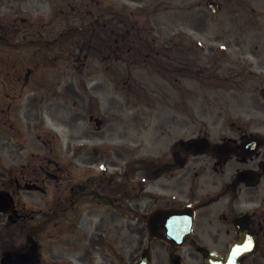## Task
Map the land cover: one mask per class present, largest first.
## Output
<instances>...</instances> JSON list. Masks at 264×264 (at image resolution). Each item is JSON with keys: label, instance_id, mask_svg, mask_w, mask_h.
I'll return each mask as SVG.
<instances>
[{"label": "flooded vegetation", "instance_id": "1", "mask_svg": "<svg viewBox=\"0 0 264 264\" xmlns=\"http://www.w3.org/2000/svg\"><path fill=\"white\" fill-rule=\"evenodd\" d=\"M13 87L0 97V264H137L143 252L152 264H204L208 251L229 250L239 222L259 240L243 264H264V133L252 155L237 140H230L237 149L181 142L132 150L127 163L105 165L97 151L78 167L72 112L49 109L54 129L25 146L39 129L40 102L33 89L19 106ZM242 170L256 171L257 185L238 179Z\"/></svg>", "mask_w": 264, "mask_h": 264}, {"label": "rangeland", "instance_id": "2", "mask_svg": "<svg viewBox=\"0 0 264 264\" xmlns=\"http://www.w3.org/2000/svg\"><path fill=\"white\" fill-rule=\"evenodd\" d=\"M97 1L0 0L6 4L0 5V14L10 13L9 18L0 17V94L14 85L10 92L15 98L10 100L22 106L35 95L31 90H36L42 117L46 108L61 115L69 109L73 117L85 114L86 117L78 116L73 124L74 149L82 146L89 150L104 149L105 164L112 159L127 161L129 153L117 155L131 148L142 149V153L143 149H169L180 139L188 140L199 134L207 135L216 144L226 136L240 140L245 132L261 131L258 108L262 102L264 78L259 61L264 54V0H215L222 6L218 12L209 9V0H104V15L97 9ZM247 1L252 9L244 11L242 6H246ZM113 6H118L126 15L135 12L137 20L130 26L131 39L140 36L148 39L152 46L150 61L144 63V58L140 57L133 65L132 57L126 53V41L111 42L112 34L117 36V28L122 33L128 31L126 25L117 27L111 20L106 27L101 26L102 22L97 25V17L112 18ZM17 14L25 19L17 23L13 19ZM81 19H86L87 31L86 39L79 36L82 46L79 43L70 47L68 42L64 46L65 36L61 34L66 29L64 26L69 23L70 26L82 25ZM38 23L42 26L38 27ZM80 29L81 26L71 30V36L80 35ZM16 33L20 34L19 39H13L15 47H10L7 41ZM22 36L25 44L17 45ZM45 37L58 40L49 47L35 46L32 42V39ZM104 44H107L105 48ZM60 50L73 54L72 66L57 57ZM55 53H58L56 57L52 56ZM159 56L163 57L158 61ZM17 66L37 67L46 73V79L53 82L45 86L47 89L56 82L64 85L66 80L72 81L71 93L55 95L53 106L49 101L54 98L50 90L46 89L44 94L35 85L24 88V81L17 77L20 73H17ZM129 67L133 69L128 70ZM171 71L175 74L181 71L184 81L190 82L185 88L195 93L194 97L191 92L180 106L165 102L166 92L169 97L177 94L163 76ZM226 77L231 78L228 88ZM246 78L253 83L243 90L244 87L235 82ZM196 87L200 93L195 91ZM242 92L247 98L240 99ZM23 95L21 102L19 99ZM90 110L105 121L100 131L88 120ZM177 113L184 125L170 127L169 118ZM23 124L24 130H28L27 119ZM37 125L38 131L26 136L25 146H34L35 140L42 141V137L37 136L43 134L40 130H51L49 121L43 118ZM62 135L64 140L69 136L68 132ZM73 160L75 166H83L79 159Z\"/></svg>", "mask_w": 264, "mask_h": 264}, {"label": "water", "instance_id": "3", "mask_svg": "<svg viewBox=\"0 0 264 264\" xmlns=\"http://www.w3.org/2000/svg\"><path fill=\"white\" fill-rule=\"evenodd\" d=\"M242 243L235 244L229 250L226 256L223 257H210L219 258V260H214L212 264H242L243 260L252 254L257 249V240L255 241H245ZM139 264H145L140 262Z\"/></svg>", "mask_w": 264, "mask_h": 264}]
</instances>
